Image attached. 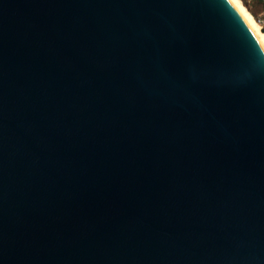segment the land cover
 I'll return each mask as SVG.
<instances>
[{
	"label": "water",
	"instance_id": "95a60500",
	"mask_svg": "<svg viewBox=\"0 0 264 264\" xmlns=\"http://www.w3.org/2000/svg\"><path fill=\"white\" fill-rule=\"evenodd\" d=\"M0 264H264L236 0H0Z\"/></svg>",
	"mask_w": 264,
	"mask_h": 264
},
{
	"label": "rangeland",
	"instance_id": "374dc122",
	"mask_svg": "<svg viewBox=\"0 0 264 264\" xmlns=\"http://www.w3.org/2000/svg\"><path fill=\"white\" fill-rule=\"evenodd\" d=\"M246 10L252 15L255 21L264 27L258 19L263 15L264 0H240Z\"/></svg>",
	"mask_w": 264,
	"mask_h": 264
},
{
	"label": "bare ground",
	"instance_id": "6f19581e",
	"mask_svg": "<svg viewBox=\"0 0 264 264\" xmlns=\"http://www.w3.org/2000/svg\"><path fill=\"white\" fill-rule=\"evenodd\" d=\"M239 7L241 8V10L244 12V14L247 16V18L249 19L250 23L252 24L253 28L255 29V31L257 32V34L259 35L260 39L262 40V42L264 43V30L260 24H258L255 19L252 17V15L246 10V8L243 6L242 2L240 0H236Z\"/></svg>",
	"mask_w": 264,
	"mask_h": 264
},
{
	"label": "built area",
	"instance_id": "2783aa9c",
	"mask_svg": "<svg viewBox=\"0 0 264 264\" xmlns=\"http://www.w3.org/2000/svg\"><path fill=\"white\" fill-rule=\"evenodd\" d=\"M260 22H262V24H264V10H263V15L261 17H259L258 19Z\"/></svg>",
	"mask_w": 264,
	"mask_h": 264
}]
</instances>
